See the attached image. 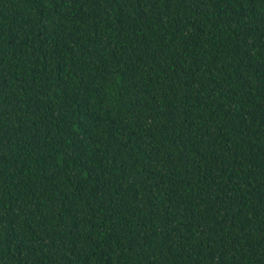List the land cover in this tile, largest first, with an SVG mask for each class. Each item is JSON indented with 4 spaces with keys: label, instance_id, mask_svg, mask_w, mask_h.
Returning <instances> with one entry per match:
<instances>
[{
    "label": "trees",
    "instance_id": "obj_1",
    "mask_svg": "<svg viewBox=\"0 0 264 264\" xmlns=\"http://www.w3.org/2000/svg\"><path fill=\"white\" fill-rule=\"evenodd\" d=\"M0 264H264V0H0Z\"/></svg>",
    "mask_w": 264,
    "mask_h": 264
}]
</instances>
